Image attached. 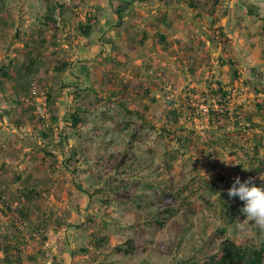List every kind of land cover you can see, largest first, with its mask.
<instances>
[{"label":"rangeland","instance_id":"374dc122","mask_svg":"<svg viewBox=\"0 0 264 264\" xmlns=\"http://www.w3.org/2000/svg\"><path fill=\"white\" fill-rule=\"evenodd\" d=\"M125 3L0 0V264H178L264 240L227 195L264 188V0Z\"/></svg>","mask_w":264,"mask_h":264},{"label":"trees","instance_id":"16d2710c","mask_svg":"<svg viewBox=\"0 0 264 264\" xmlns=\"http://www.w3.org/2000/svg\"><path fill=\"white\" fill-rule=\"evenodd\" d=\"M133 0H126L125 4H131ZM121 7L117 6L115 11L120 15ZM79 29L83 33H87L88 26L82 23L78 24ZM163 39V36H161ZM176 115L175 109L169 110ZM72 119L76 121V114H72ZM256 171L264 170V161H259V165L255 168ZM228 205V204H227ZM231 216L242 214L240 209H231ZM241 216V215H239ZM243 216V215H242ZM178 264H264V240L258 245H241L231 240H224L218 247L217 251L209 255L202 261L184 260Z\"/></svg>","mask_w":264,"mask_h":264},{"label":"clouds","instance_id":"9594fccd","mask_svg":"<svg viewBox=\"0 0 264 264\" xmlns=\"http://www.w3.org/2000/svg\"><path fill=\"white\" fill-rule=\"evenodd\" d=\"M261 179H264V176H261ZM227 195L230 198L238 197L243 202L241 212L245 219L237 220L236 229L243 232L247 224H253L260 233H264V188L257 187L251 177L243 182L236 177L227 190Z\"/></svg>","mask_w":264,"mask_h":264},{"label":"built area","instance_id":"2783aa9c","mask_svg":"<svg viewBox=\"0 0 264 264\" xmlns=\"http://www.w3.org/2000/svg\"><path fill=\"white\" fill-rule=\"evenodd\" d=\"M31 85H32V87L30 89V96L34 97V99H36V100H40V98H43V100L40 102H43V104H46V95H38L39 93L35 88V82L34 81L31 82Z\"/></svg>","mask_w":264,"mask_h":264}]
</instances>
